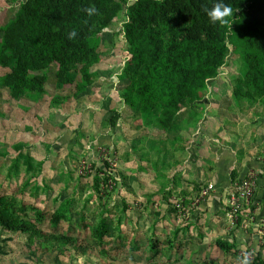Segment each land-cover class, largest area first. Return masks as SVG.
<instances>
[{
	"label": "rangeland",
	"instance_id": "374dc122",
	"mask_svg": "<svg viewBox=\"0 0 264 264\" xmlns=\"http://www.w3.org/2000/svg\"><path fill=\"white\" fill-rule=\"evenodd\" d=\"M19 1L0 0V27ZM124 21L122 11L102 34L93 82L78 98L52 104L75 87H57L55 64L43 94L0 87V196L37 230L0 228V264H240L236 249L261 252L264 262L257 223H250L246 243H235L218 193L224 174L238 180L264 153V106L237 104L232 96L243 78L239 59L230 46L202 101L182 109L180 129L166 136L144 113L139 82L121 79L129 59ZM5 72L0 68V76ZM19 154H29L41 171L25 173L22 159L11 172ZM209 184L219 198L203 195ZM225 239L236 249L219 250L215 242Z\"/></svg>",
	"mask_w": 264,
	"mask_h": 264
},
{
	"label": "trees",
	"instance_id": "16d2710c",
	"mask_svg": "<svg viewBox=\"0 0 264 264\" xmlns=\"http://www.w3.org/2000/svg\"><path fill=\"white\" fill-rule=\"evenodd\" d=\"M212 2L20 0L12 17L0 27V68L6 69L0 87L21 95L43 94L55 64L52 76L57 87L72 82L75 87L70 94L53 98L52 104L60 106L78 98L93 82L91 70L100 62L102 34L112 31L123 11L121 31L129 59L120 76L139 82L147 107L144 113L155 116L162 134L170 136L180 129L176 123L179 112L202 101L207 83L226 64L230 46L243 67L242 80L232 88L234 101H259L264 106V0H225L233 9L231 27L209 24L204 9ZM130 95L127 92L125 97ZM22 159L25 173L41 171V164L29 154L15 157L9 170L18 171ZM109 178L107 174L104 182ZM18 209L0 196V228L36 233ZM54 219L58 221L56 215ZM103 229L101 220L96 231L102 235ZM215 245L224 253L236 249L234 242L217 240ZM251 264H264L259 252Z\"/></svg>",
	"mask_w": 264,
	"mask_h": 264
},
{
	"label": "built area",
	"instance_id": "2783aa9c",
	"mask_svg": "<svg viewBox=\"0 0 264 264\" xmlns=\"http://www.w3.org/2000/svg\"><path fill=\"white\" fill-rule=\"evenodd\" d=\"M257 160L264 162V153L259 155ZM258 177L257 169H249L241 180L232 181L228 186L219 189L226 202L223 210L229 229L233 230L240 224L241 228L247 231L250 223L256 222L255 231L258 234V243L262 245L264 243V219L257 217V203L255 202ZM215 191L214 184H209L203 195L208 196ZM256 253L254 249L238 250L235 257L238 262L250 264L255 260Z\"/></svg>",
	"mask_w": 264,
	"mask_h": 264
},
{
	"label": "crops",
	"instance_id": "0c3cea01",
	"mask_svg": "<svg viewBox=\"0 0 264 264\" xmlns=\"http://www.w3.org/2000/svg\"><path fill=\"white\" fill-rule=\"evenodd\" d=\"M260 153V152H259ZM258 153V154H259ZM263 152H261L259 155H261ZM257 154V155H258ZM257 157L258 156H256V162H254V163H251L250 165H248L249 167L247 168V169H245V170H243V171H245L244 172V174L243 175H241V178H239L238 180H241L244 176H245V174H246V172L249 170V169H257V171L259 172V177H258V184H257V190H256V197H255V202L257 203V212H256V214H257V217L258 218H262V219H264V210L262 211V212H258V208H259V205L261 204V203H263L264 202V162H259L258 160H257ZM229 164H231V162L229 163ZM229 166V165H228ZM251 167V168H250ZM224 178H223V180H224V182L222 183V185H221V187H224V186H228V184L230 183V182H232V180H229V178H228V173L227 174H224ZM214 180V179H213ZM222 180V181H223ZM218 185V184H217ZM220 188V187H219ZM218 193H220V192H218ZM212 196H215V197H218V196H216L215 195V193H213V194H211ZM219 198V197H218ZM213 200V199H212ZM220 201H222V207H224L225 206V199L223 198V196H222V198L220 199ZM223 213H224V217H225V211L223 210ZM229 231H231L233 234H234V240H235V243H246V239H249V234L251 235L252 233H253V231H252V229H250V228H248V230L247 231H244L242 228H241V225L240 224H238V226L236 227V228H234L233 230H229ZM250 231H252V232H250ZM256 239V238H255ZM229 241H231V240H226L225 239V242H229ZM240 244H238V246L240 245ZM260 254H261V252H259ZM263 254H264V251H263ZM262 258H264V257H262Z\"/></svg>",
	"mask_w": 264,
	"mask_h": 264
},
{
	"label": "clouds",
	"instance_id": "9594fccd",
	"mask_svg": "<svg viewBox=\"0 0 264 264\" xmlns=\"http://www.w3.org/2000/svg\"><path fill=\"white\" fill-rule=\"evenodd\" d=\"M205 15L208 18V22L211 25L229 26L230 18L233 15V9L225 3V0H213L211 7L204 9ZM71 35H75L72 33Z\"/></svg>",
	"mask_w": 264,
	"mask_h": 264
}]
</instances>
